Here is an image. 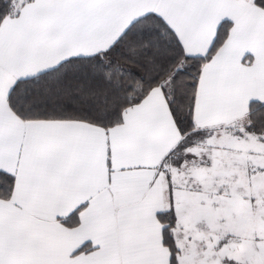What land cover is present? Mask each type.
Masks as SVG:
<instances>
[{
    "label": "snow or ice",
    "instance_id": "snow-or-ice-1",
    "mask_svg": "<svg viewBox=\"0 0 264 264\" xmlns=\"http://www.w3.org/2000/svg\"><path fill=\"white\" fill-rule=\"evenodd\" d=\"M0 264H264V0H0Z\"/></svg>",
    "mask_w": 264,
    "mask_h": 264
}]
</instances>
